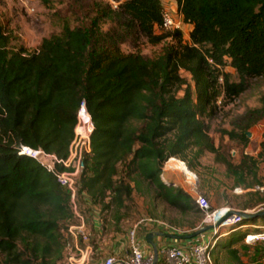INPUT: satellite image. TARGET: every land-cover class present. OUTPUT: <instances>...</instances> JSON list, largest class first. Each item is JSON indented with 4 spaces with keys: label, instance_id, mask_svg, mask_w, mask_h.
<instances>
[{
    "label": "trees",
    "instance_id": "obj_1",
    "mask_svg": "<svg viewBox=\"0 0 264 264\" xmlns=\"http://www.w3.org/2000/svg\"><path fill=\"white\" fill-rule=\"evenodd\" d=\"M113 1L115 6L73 0L74 6L86 7L89 24H65L60 34L42 38L32 53L10 49V33L0 20V264L63 260L65 230L74 222L68 192L34 160L18 155L17 148H42L66 158L82 101L93 123L91 150L77 183L79 203L88 207L86 223L93 206L112 208L116 222L125 219L117 213L129 208L134 192H152L180 216L202 214L189 193L166 184L160 174L172 157L194 169L204 152L225 166L235 186L256 187L250 192L255 206L264 204V179L257 174L258 164L264 166V141L256 157L245 155L233 164L214 145L205 123L218 98L232 101L249 79L264 74V0H175L190 26L187 42L181 30H162V0ZM106 21L111 27L103 31ZM137 34L152 44L174 43L154 58L122 54L120 43ZM226 60L238 81L220 70ZM242 119L238 134H225L246 142L245 130L264 120V94ZM201 221L187 229L167 223L191 234ZM247 228L219 245L233 264H242L232 245L243 240Z\"/></svg>",
    "mask_w": 264,
    "mask_h": 264
},
{
    "label": "rangeland",
    "instance_id": "obj_2",
    "mask_svg": "<svg viewBox=\"0 0 264 264\" xmlns=\"http://www.w3.org/2000/svg\"><path fill=\"white\" fill-rule=\"evenodd\" d=\"M26 4L21 0H0V20L5 30L10 33L11 40L10 49L24 48L27 53L35 52L41 42L42 38L51 35H58L61 33L65 24L73 27L77 24L88 25L90 17L86 15L87 9L82 6L73 5V0H49V3L43 4L41 0H25ZM103 3L115 6L113 0H99ZM90 0H83L86 4ZM162 4L169 8V10L177 18L175 0H162ZM167 2V3H166ZM76 13H72L71 8ZM87 16V17H86ZM93 16V15H92ZM111 27V23L106 21L101 25L103 31H107ZM189 25H183V42H187L189 34ZM160 29H156L160 33ZM173 41L165 39L164 41L152 44L147 41L142 35H135L128 37L123 43H120L119 49L122 54L139 53L145 57L154 58L162 53L164 47L172 44ZM174 43V42H173ZM221 71L227 72L231 81H238V77L234 69L229 65V60H226L224 66L220 68ZM187 82L191 83L190 76L185 72H180ZM178 96L182 95V91H178ZM264 94V74L258 77H253L247 81L246 89L235 99L228 102H223L221 98L214 103V110L210 117L205 119L207 132L211 137L214 145L218 147L219 152L228 158L233 164H237L243 156L256 157L262 147L264 141V120L250 126L245 131L250 133L247 136V141L242 142L237 138H229L225 132L235 131L240 132L239 127L243 125V116L250 109L259 106V98ZM191 155H189L190 157ZM179 160L178 158H175ZM181 161V160H180ZM186 165V164H185ZM165 163L163 164V167ZM168 166L173 167L171 171H165V177L177 184V188L184 189L191 195L194 200L196 193L204 196L212 210L221 208H229L230 210L247 211L250 213L264 210V204L256 205V197L250 195V192L257 189H242L234 185L233 177L226 171L225 166L214 160V155L204 152L198 159L192 171L197 180L195 192L189 191L187 184L184 183V175L175 167V161H169ZM163 169V168H162ZM119 175L125 174V165L119 167ZM257 174L264 179V166L262 163L258 164ZM251 180V178H248ZM141 190L145 191V184H141ZM255 206V207H254ZM84 210L88 207L84 204ZM126 211L121 210L117 215L121 218H130L138 220L141 217H153L170 221L177 227L187 229L191 223L202 220L203 215L200 212L188 213L185 216L178 215L172 208L166 204L153 198V193L140 194L134 192L131 201L128 203ZM95 212L87 211L88 222H90L91 214ZM98 218L102 220L104 226L110 227L111 219L115 220L116 214L112 208L106 210L96 211ZM171 219L174 221L172 222ZM178 222V223H177ZM246 224L255 225L258 228L255 231L253 226H248L246 230L250 233L264 232V218L258 217L253 220H245ZM199 229V228H198ZM197 230V229H196ZM208 230L207 232H209ZM226 233L218 239L215 254L216 264H233L231 258L225 254V248H219L221 243H227L229 238H234L238 235L237 232L232 233L227 228L222 230ZM231 233V234H230ZM218 246V249H217ZM233 247L237 248L238 256L242 264H264V239L258 237L257 239L245 242L240 240L235 242ZM158 264H164L161 260Z\"/></svg>",
    "mask_w": 264,
    "mask_h": 264
},
{
    "label": "built area",
    "instance_id": "obj_3",
    "mask_svg": "<svg viewBox=\"0 0 264 264\" xmlns=\"http://www.w3.org/2000/svg\"><path fill=\"white\" fill-rule=\"evenodd\" d=\"M173 13L163 4L161 12V28L163 31L183 30L184 23L181 15L177 12V9V18ZM92 130V120L87 112L85 102L82 101L76 113L74 135L69 144L66 158H59L54 153L47 152L42 148H32L27 145H19L17 148L18 155L27 156L34 160L47 173L53 176L59 186L68 192L69 207L74 222L70 223L65 230V236L68 241L64 248L63 264H94L85 210L79 203L77 192L78 177L83 169V158L91 150L90 134ZM169 161L170 158L164 162L165 166L162 169L160 178L166 184H172L177 187L175 182L165 177V171L173 169V167L168 166ZM180 171L184 175V183L187 184L188 190L195 192L197 188L195 174L190 170ZM194 201L203 214L198 228L212 225L209 236L204 232L191 238V241L183 246L173 244L161 248L158 251V258H162L164 264H214L212 252L216 249L218 239L226 235L222 230L227 228L229 232H233L240 228L248 227V225L243 224L244 219L241 216H236V214L228 215L231 211L229 208L212 210L207 199L198 193H196ZM142 224L160 226L169 231L175 230L162 219L141 217L132 224L128 232L129 246L126 256H107L100 264H153L154 253L145 255L136 240V231ZM251 226L257 227L255 225ZM258 237H263L264 239V232H248L244 235V241L248 242Z\"/></svg>",
    "mask_w": 264,
    "mask_h": 264
},
{
    "label": "crops",
    "instance_id": "obj_4",
    "mask_svg": "<svg viewBox=\"0 0 264 264\" xmlns=\"http://www.w3.org/2000/svg\"><path fill=\"white\" fill-rule=\"evenodd\" d=\"M22 3L26 4L25 0H21ZM190 27V26H189ZM98 206H93L91 210L95 213L98 211ZM100 210V209H99ZM91 214L90 222L87 220V227L90 232V244L93 249V263L100 264L107 256L124 257L128 253L129 237L128 232L132 224L136 221L130 218L121 219L119 222L110 220L111 226H104L102 220L98 218L97 214ZM199 224L193 229L196 230ZM191 230V229H190ZM189 231V230H188ZM187 230H166L160 226L142 224L136 231V240L140 246L142 252L145 255L153 253L152 247L146 242L145 237L148 233L154 232L152 241L156 245L158 251L168 245H180L183 246L190 242L191 239H171L167 237H161L156 235L158 232L168 234H184ZM209 236V232H205ZM159 260V258H158ZM63 260L60 264H63ZM158 264V262H157Z\"/></svg>",
    "mask_w": 264,
    "mask_h": 264
},
{
    "label": "water",
    "instance_id": "obj_5",
    "mask_svg": "<svg viewBox=\"0 0 264 264\" xmlns=\"http://www.w3.org/2000/svg\"><path fill=\"white\" fill-rule=\"evenodd\" d=\"M246 134H247V136L250 135V133H248V132H246ZM232 214H236V216H241L243 219L247 220V219L257 218V217L264 215V210H259V211L254 212V213H250L247 211H240V210H231L228 215H232ZM211 228H212V225H206L202 228L195 230L191 234L177 235V234H168V233L158 232V233H156V235L161 236V237L171 238V239L186 240V239H191V238H193V237H195L201 233H204V232L210 230ZM154 235H155L154 232L148 233L145 237V240L153 249V253H154L153 264H157V262H158V249H157L156 245L154 244V242L152 241V238Z\"/></svg>",
    "mask_w": 264,
    "mask_h": 264
},
{
    "label": "bare ground",
    "instance_id": "obj_6",
    "mask_svg": "<svg viewBox=\"0 0 264 264\" xmlns=\"http://www.w3.org/2000/svg\"><path fill=\"white\" fill-rule=\"evenodd\" d=\"M175 161V167L176 169L182 170V171H189V169L186 167L185 163L183 161L177 160L175 158H170V162Z\"/></svg>",
    "mask_w": 264,
    "mask_h": 264
}]
</instances>
